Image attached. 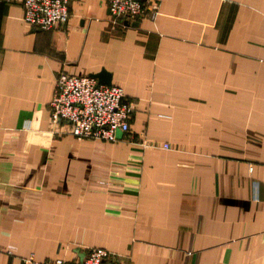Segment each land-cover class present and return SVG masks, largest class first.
I'll return each instance as SVG.
<instances>
[{
  "label": "crops",
  "instance_id": "crops-1",
  "mask_svg": "<svg viewBox=\"0 0 264 264\" xmlns=\"http://www.w3.org/2000/svg\"><path fill=\"white\" fill-rule=\"evenodd\" d=\"M155 4L126 25L72 0L50 30L24 0L0 4V264L91 247L116 264H264V0ZM102 69L131 132L77 140L51 121L56 78Z\"/></svg>",
  "mask_w": 264,
  "mask_h": 264
},
{
  "label": "built area",
  "instance_id": "built-area-1",
  "mask_svg": "<svg viewBox=\"0 0 264 264\" xmlns=\"http://www.w3.org/2000/svg\"><path fill=\"white\" fill-rule=\"evenodd\" d=\"M4 1L6 0H0V4ZM106 1L113 16L122 21L134 22L146 16L154 18L158 14V5L155 4L150 9V0ZM71 2L72 0H24V21L39 30L66 25L71 17ZM50 111L52 123H67L77 140L89 138L113 142L120 140L119 133L131 132L134 105L121 85L102 84L90 75L63 72L56 78ZM163 147L169 149L170 144L164 143ZM114 258L115 254L106 248L91 247L86 256L74 264H116ZM26 263L40 264L33 255ZM46 264L67 262L57 259Z\"/></svg>",
  "mask_w": 264,
  "mask_h": 264
},
{
  "label": "water",
  "instance_id": "water-1",
  "mask_svg": "<svg viewBox=\"0 0 264 264\" xmlns=\"http://www.w3.org/2000/svg\"><path fill=\"white\" fill-rule=\"evenodd\" d=\"M125 23L126 25H129L128 21H125ZM90 76L98 79L99 83L108 84V85L113 84V75L111 74V72H108L106 69H102L98 73H92L90 74Z\"/></svg>",
  "mask_w": 264,
  "mask_h": 264
}]
</instances>
